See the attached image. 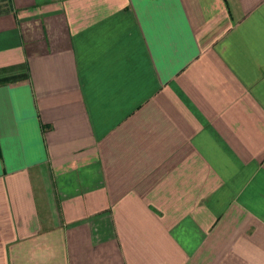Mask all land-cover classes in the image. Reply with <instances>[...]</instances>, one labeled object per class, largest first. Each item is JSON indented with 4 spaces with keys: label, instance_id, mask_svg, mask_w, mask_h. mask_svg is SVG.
<instances>
[{
    "label": "crops",
    "instance_id": "crops-1",
    "mask_svg": "<svg viewBox=\"0 0 264 264\" xmlns=\"http://www.w3.org/2000/svg\"><path fill=\"white\" fill-rule=\"evenodd\" d=\"M0 264H264V0H0Z\"/></svg>",
    "mask_w": 264,
    "mask_h": 264
}]
</instances>
